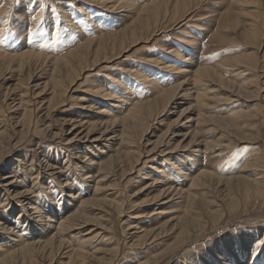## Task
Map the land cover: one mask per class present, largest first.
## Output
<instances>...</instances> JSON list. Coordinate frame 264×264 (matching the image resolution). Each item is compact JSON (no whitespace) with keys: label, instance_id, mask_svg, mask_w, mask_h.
Wrapping results in <instances>:
<instances>
[{"label":"rangeland","instance_id":"1","mask_svg":"<svg viewBox=\"0 0 264 264\" xmlns=\"http://www.w3.org/2000/svg\"><path fill=\"white\" fill-rule=\"evenodd\" d=\"M193 1L175 11L168 0L123 51L112 38L165 0H0V252L16 253L1 264H264V0ZM100 41L107 59L93 52L56 100V60ZM25 54L40 58H10ZM178 86L149 128L120 122ZM248 155L243 174L258 186L228 182ZM192 184L209 202L195 206L205 227L178 240L189 196H159ZM62 224L68 249L39 244Z\"/></svg>","mask_w":264,"mask_h":264},{"label":"bare ground","instance_id":"2","mask_svg":"<svg viewBox=\"0 0 264 264\" xmlns=\"http://www.w3.org/2000/svg\"><path fill=\"white\" fill-rule=\"evenodd\" d=\"M192 2H194V1L193 0H179V2L176 4V8H174V9H175V11H177V10L180 11V8L188 7L189 4L192 3ZM167 3H168V0H165V2L163 4L160 3V2H157V3L153 4L152 8L151 7L144 8L143 9V13L144 12L147 13L148 10L151 9L152 10V15L148 16V14H147V17L145 16V18H142V17L137 18L136 22L134 23V25L132 27H129L128 30L126 29V30L122 31V33H119L116 37L112 38L113 42H115V43H114V46L111 48V50H114L116 48L117 44H119L120 49L123 50V51L126 48L135 45L141 39V35H142L143 30L145 29V27L147 26V28H149V26H150L149 25V21L151 20V19L149 20V18L152 17V18L158 19L159 15H160V12H161L163 7L165 8L166 11L169 10V6L167 5ZM140 15H142V14L140 13ZM2 16H3V14L0 13V21L3 19ZM150 29H151V27H150ZM249 30H250V32L246 31V33L248 35H254L255 32H256V26L255 25L251 26L249 28ZM6 32H7V26H2L0 28V38L4 37ZM130 44H132V45H130ZM93 52H95L94 53V60H93L94 63H98L102 59L106 60L107 57H108V53H109V52L107 53V51H106V42L105 41H100L96 46H93V47H89L88 46L85 50L79 49L78 52L72 53L70 55V57L66 56V57H64L62 59L56 60L55 64L57 66H55V68H56L55 72H54L55 74H54V77L52 79L53 80L52 83L54 84V86H53V97H55L56 100H59L60 97L62 99V96L65 95L64 94L65 90L67 91L72 86V84L74 83L76 76H74L73 74H76L77 76H79V72L85 71V68H87L89 66V57L91 56V54H93ZM167 53H170V52H167ZM0 56H3V55L0 54ZM4 58L2 57L1 60H3ZM10 58L11 59H13V58L14 59L15 58L16 59H20V58H22L21 60L27 59V58H29V59L38 58L39 59L40 56L33 55V54H25V55H20L19 57H10ZM79 67H80V70L77 71L76 69H78ZM64 72H66L68 74V77H69V81H68L69 83L68 84H66L65 82H63L61 80V75L64 74ZM204 75H206L208 77L217 76V72L212 67L211 68H202V69H200L197 72V75H196V79H197L196 80V86L204 84V81H205L204 78H203ZM140 77H142L144 79V81L147 82V78L146 77H144L143 75H140ZM247 85H250V84H247ZM247 85H245L246 88H247ZM179 88H180L179 86L178 87L169 88L167 90V92L163 93V95H161L157 100L153 101V103H149V104H146V105H143V106H139V108H136L135 111L132 110L120 122L123 124L125 121H127V122L131 121L132 124H134L135 128H139V127H142L145 124H147L148 128H149L150 124L148 123V121H149L148 119L149 118L153 119L155 116L161 115L162 112L166 111L168 106H169V104H170L169 102L171 100H173L175 96L179 95V94L177 95V92H178ZM199 93L200 94L198 95V103L200 105H197L196 107L200 108V110H204V108L207 106V103H206L207 97H206V95L204 93H201V92H199ZM105 94H106V92H105ZM104 97L106 98V96H104ZM50 105L51 104H49L48 108L50 107ZM161 116H164V114L161 115ZM203 116H204V114L201 113L200 117H203ZM116 122L117 121H114V122L111 121L110 123H114L115 124ZM110 123H105L104 127L105 126L110 127V125H109ZM129 126H130V124H129ZM95 127H98V126L97 125H95V126L94 125H90L89 126V128H90L89 132H91V130H93ZM37 128H39V127H37ZM244 160H245V162L243 163V167L241 166V168H240L241 170H239L238 175L236 177H233V178H228V182L234 180V181H238V182H241V183L244 182L247 185H253V186L257 187L258 186V180L250 179L247 175L243 174V173H245L246 169L248 168V166L250 164L251 156L248 155ZM110 164H111V162H110ZM210 175L211 174H207L205 172L201 174V176H208V177ZM203 185H207V184L205 183ZM195 186H196V184H192L191 188L185 189V190H180V188L178 190L177 188L169 187V188H166L164 190L165 192H163L159 196V197H161V196L165 195V193L169 194L171 196V198L173 196H176V198H177V197H179V195H181L182 198L180 196L179 199H185L187 196H189V199H190L189 202H188L189 206H187L185 208V211H187V213H186L187 215L186 216L187 217L191 216V217L186 220V222H188V223H186V225H184L183 228L181 229L182 231L180 233V236L178 237V240L182 239L186 235L190 236L192 234V232H190V230H189L190 229L189 223L199 225V227H200L199 229H202L203 227H205L204 226L205 224L203 223V220H201L202 218L194 216V215H198V212H195L196 211L195 206H196L197 203L200 204V202L205 203V205L207 206L209 204V202L205 198L202 199V200L201 199L198 200V199H196V197H194V196L191 197L190 196L191 190H193V188H195ZM174 187H176V186H174ZM204 195L207 196L206 193H204ZM80 196L81 195L79 193L77 196H74V198L78 199V198H80ZM171 198L169 200H167V202H165V204L171 203L172 200H175L174 199L175 197H173L172 199ZM180 202H181V200H180ZM85 204H86L85 201L81 202V204L79 206V209L77 210L79 213H77V215L74 216V217H76V218L77 217H83L82 213L84 211ZM34 209L36 210V208H34ZM50 219H51L50 216H47V222H51ZM86 221H88V218H87ZM182 224H185V222H183ZM77 225H79V224H73L72 223L71 226L67 227L66 229H75V227ZM64 227H65V224H62L61 226L59 225L58 228H57L58 231H56V233L54 235H52L46 241L40 242V243L38 242V243L39 244H44V246H45L47 244L51 245L52 243H55V241H57V243L59 244V251L62 250V248L63 249H68L69 247L68 248L65 247L67 245V243L64 240H61V237H62L61 234L65 230V229H63ZM171 229L175 230V226H173ZM45 230H46V232L43 235L49 236V234H47V232H48L47 228H45ZM170 232H171V230H170ZM167 233H168V231L160 232L159 234L154 236V240L157 239V237H160L161 235H164V234H167ZM142 237L144 238V243H147L151 239V238H148L149 234H147V233H145V235L142 236ZM69 253L73 254V255H71V260L72 261L75 260V259H79V258H81V259H85L86 258L85 253H83V251L72 250ZM69 253H67V254H69ZM15 254L11 253L9 255L7 252H5V253L4 252L3 253L0 252V256H3L2 259L9 258V257H11V255H15ZM6 260H9V259H6ZM143 264H147V263L143 262Z\"/></svg>","mask_w":264,"mask_h":264}]
</instances>
